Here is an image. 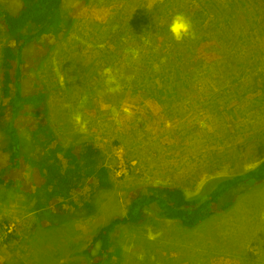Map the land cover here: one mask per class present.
Listing matches in <instances>:
<instances>
[{
    "label": "rangeland",
    "instance_id": "obj_1",
    "mask_svg": "<svg viewBox=\"0 0 264 264\" xmlns=\"http://www.w3.org/2000/svg\"><path fill=\"white\" fill-rule=\"evenodd\" d=\"M62 12L58 40L29 74L48 127L64 146H97L110 186L85 177L71 193L78 208L61 218L0 186V264L84 261L131 189L171 184L191 196L264 157V0H64ZM177 14L194 34L180 41L169 31ZM6 41L0 24V55ZM234 193L228 211L193 228L157 217L118 228L117 264H264V181Z\"/></svg>",
    "mask_w": 264,
    "mask_h": 264
},
{
    "label": "trees",
    "instance_id": "obj_2",
    "mask_svg": "<svg viewBox=\"0 0 264 264\" xmlns=\"http://www.w3.org/2000/svg\"><path fill=\"white\" fill-rule=\"evenodd\" d=\"M17 2V8L0 5V24L7 34L0 55V186L36 195L51 216L66 217L72 207L78 208L71 193L80 189L85 177L98 187L110 186L108 169L98 162L100 150L93 143L61 144L45 121L44 88L29 74L59 38L64 0ZM36 147L41 149L37 157L30 154ZM263 181L264 157L240 173L207 178L191 196L171 184L131 189L125 211L101 225L81 250L85 260L65 264H117L112 235L118 228L140 225L151 217L193 228L228 211L238 196L235 189Z\"/></svg>",
    "mask_w": 264,
    "mask_h": 264
},
{
    "label": "clouds",
    "instance_id": "obj_3",
    "mask_svg": "<svg viewBox=\"0 0 264 264\" xmlns=\"http://www.w3.org/2000/svg\"><path fill=\"white\" fill-rule=\"evenodd\" d=\"M169 31L177 41L184 39L185 36L194 35L191 31L190 21L183 14H177L173 18L172 23L169 26ZM111 72L112 70L110 68L105 69V75L108 77L107 82L110 84H115V77L112 76ZM111 90L117 91L118 85L116 88ZM73 119L75 123L80 126L81 131L87 130V123L83 120V117L80 114L74 115Z\"/></svg>",
    "mask_w": 264,
    "mask_h": 264
}]
</instances>
